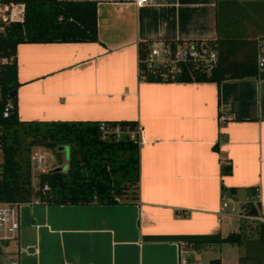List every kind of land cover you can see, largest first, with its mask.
Instances as JSON below:
<instances>
[{"label": "crops", "instance_id": "obj_1", "mask_svg": "<svg viewBox=\"0 0 264 264\" xmlns=\"http://www.w3.org/2000/svg\"><path fill=\"white\" fill-rule=\"evenodd\" d=\"M87 1L96 41L17 45V117L135 121L138 199L21 203L0 264H178V240L152 237H225L235 216L219 213L223 192L240 203L256 189L264 218V78L250 74L264 55V0ZM157 41L212 43L233 78L142 79L139 47Z\"/></svg>", "mask_w": 264, "mask_h": 264}, {"label": "trees", "instance_id": "obj_2", "mask_svg": "<svg viewBox=\"0 0 264 264\" xmlns=\"http://www.w3.org/2000/svg\"><path fill=\"white\" fill-rule=\"evenodd\" d=\"M97 40L96 3L87 0H25L20 19L10 22L0 34V108L8 101L15 109L7 118L0 117V201L31 203L37 198L48 204H117L135 203L138 199L139 129L135 121L102 122L110 129L103 136L97 121H22L17 117L16 47L20 43L94 42ZM210 44V43H209ZM214 47V45L211 43ZM217 51V47H214ZM147 50L140 45L139 56ZM217 64L208 73L187 67L174 79L147 74L145 80L214 81L228 76L229 64L218 53ZM3 60V61H2ZM254 65L250 74L264 78V64ZM121 132L116 135L114 130ZM136 129V132H135ZM134 131L133 137L130 136ZM34 147L45 148L59 157L57 149L67 147L64 170L56 167L37 175L32 185L30 155ZM223 173L228 168H222ZM46 183L48 189L42 191ZM254 194V190L250 191ZM259 203L249 205L251 213H259ZM258 241L264 243V225L257 229ZM240 233L179 235L152 237L185 240L199 249L222 242L237 243ZM253 255L239 258L238 264H261ZM208 264H221L212 258Z\"/></svg>", "mask_w": 264, "mask_h": 264}, {"label": "built area", "instance_id": "obj_3", "mask_svg": "<svg viewBox=\"0 0 264 264\" xmlns=\"http://www.w3.org/2000/svg\"><path fill=\"white\" fill-rule=\"evenodd\" d=\"M25 0H0V34L5 32L6 26L22 17V10ZM146 0H135L136 5H143ZM218 56L215 48L207 42L188 41L178 44H170L157 41L150 44L143 56H139V75L142 79L147 74L153 76L161 75L163 79H174L179 77L184 69L191 67L203 73H208L217 64ZM3 61V60H2ZM258 66L264 64V55L258 56ZM15 109V104L8 101L0 108V117L7 118ZM139 129V128H138ZM100 130L103 136L110 132V129L101 122ZM116 135H120V130H114ZM133 137V132L130 134ZM49 152L41 148H36L30 155V165L32 173V185L35 187V178L41 172H46L52 168V164L47 165L45 155ZM48 189L44 183L42 191ZM258 191L254 189L253 200H246L237 203L226 193L221 194L219 213L233 215L239 219L248 221L264 222V218L259 213H251L245 205L251 202L257 203ZM32 202L38 203L37 198ZM19 202L0 201V242L14 240L19 231ZM199 251L185 240H178V264H199Z\"/></svg>", "mask_w": 264, "mask_h": 264}, {"label": "rangeland", "instance_id": "obj_4", "mask_svg": "<svg viewBox=\"0 0 264 264\" xmlns=\"http://www.w3.org/2000/svg\"><path fill=\"white\" fill-rule=\"evenodd\" d=\"M36 148L38 147H34L32 150ZM41 149L47 151V149L43 147ZM57 151L60 152L59 157H56L55 154L51 151H49L48 155H45L47 165L52 164V168L59 166V164L61 163H66V161L68 160L67 147L58 148ZM34 182L37 183V177L35 178ZM255 204L256 203L251 202L250 204L245 206L247 209H249V205ZM261 224L264 225V222H250L247 219L243 220L237 217H232L229 221V228L224 232V234L238 232L241 235L240 241L237 243L222 242L210 248L201 250L198 255H201L199 264H208V261L211 258H220L221 264H238L239 258L244 255H253L252 258L255 259V261L252 263H255L256 259H259V261H261V264H264V243L257 242V229Z\"/></svg>", "mask_w": 264, "mask_h": 264}, {"label": "water", "instance_id": "obj_5", "mask_svg": "<svg viewBox=\"0 0 264 264\" xmlns=\"http://www.w3.org/2000/svg\"><path fill=\"white\" fill-rule=\"evenodd\" d=\"M59 148H63V147H59ZM65 168H66V165H63V166L56 167L55 170H64Z\"/></svg>", "mask_w": 264, "mask_h": 264}]
</instances>
